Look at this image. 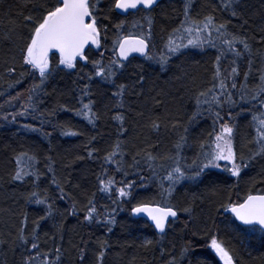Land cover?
<instances>
[{"label":"snow or ice","instance_id":"obj_1","mask_svg":"<svg viewBox=\"0 0 264 264\" xmlns=\"http://www.w3.org/2000/svg\"><path fill=\"white\" fill-rule=\"evenodd\" d=\"M102 2L107 5L106 11L101 7ZM158 4L159 0H20L21 20L19 23L9 20L8 27L0 33V44L7 45L12 52L11 63L5 62L4 73L16 77L5 81L8 89L20 85L25 77L33 79L23 92L7 93L8 98L0 104V110L5 106L15 110L0 114V120L4 122L17 124L21 118H30L39 121L40 126L24 123L20 127L44 137L53 135V132L44 130L45 125L51 126L53 131L59 129L62 136H83V131L73 130L75 126L70 121L53 123L51 118L60 111L71 112L95 126L101 119L92 87L95 78L108 82L113 89L110 91L111 107H106L111 113L109 119L114 124L115 140L102 157L99 155L101 150L92 147L97 141L96 136L90 137L85 145L87 157L99 158L101 164L95 177L97 191L85 195L84 202L65 191V182L57 179L56 161L52 156L44 157V170L41 171L37 167V153L28 150L14 153V167L7 174L9 180L30 184V190L21 192L14 203L44 205V214L31 221L26 211H20L18 215L13 211L12 215L17 219L14 231L0 239V247L13 254L20 250L18 264H64L63 220L52 225L54 231L51 234L43 233V239L40 229L42 222L55 221L58 216L76 215L77 211L82 213V222L100 226L107 233H111L112 226L117 223L118 210H127L133 217L143 215L150 222L148 226L160 234L161 239L179 214L187 213L193 227L189 228L185 222L187 232L178 251L175 245L171 252L161 249L162 256L168 257L164 264H193L188 257L193 255V240L198 235L208 242V247L223 264H240L234 250L215 230V214L221 211L230 213L253 232L257 227L264 232V169L260 172L261 179L252 181L243 195H240L239 185L233 184L234 193L228 191L226 197L209 198L208 209L201 208L204 218L199 222L193 215L195 197L186 202L187 206L173 203L176 186L184 181H197L206 171L213 169H222L231 177L239 178L254 162L264 161V23L258 28L257 40L247 31L251 17L245 12V0H219L218 4L212 5L210 12L203 15L195 10L196 0H182L179 11L172 9L171 19H178V23L167 31L162 30L163 35L157 41L153 13ZM218 11L227 12L239 20L240 29L234 30L229 22L218 20ZM260 15L264 21V0H261ZM20 25L26 32L18 30ZM255 45L261 48L254 51ZM206 47L215 50L211 83L191 97L194 111L187 115V120L170 114L147 118L146 127L156 131L161 126L168 127L165 121L170 122L173 136L170 147L164 153L158 151V143L127 151V140L121 137H127L129 129L125 125L135 105L126 101L143 96L147 76L144 64L151 66L155 63L161 71H167L172 58L184 56V50ZM92 51L98 54V58H90ZM105 52L109 53L108 57ZM138 58L143 62L134 64ZM241 58L246 62L242 79ZM17 62L22 69L18 76ZM78 65H82L79 70ZM89 66L91 71L84 72L83 69ZM67 70L76 72L73 81L76 88L67 102L58 101L51 109L44 108L49 96L44 91L46 82L54 74ZM6 92H0V96ZM152 99L156 106L153 110H158L163 102L158 97ZM205 113L212 118L211 130L197 138L199 150L194 158L189 159L184 152L190 147V127ZM242 113L250 115L251 132L246 143L238 146L236 121ZM137 115L144 117L145 113L140 111ZM77 159L83 160L84 157ZM45 173L51 175L49 183L57 189V199H69L71 211L61 212L47 190L41 189V177ZM118 175L120 179H117ZM133 175L136 180L129 179ZM152 185L155 186L152 195L141 197L136 192L137 188L149 190ZM74 187L79 188V185ZM211 191L212 196H216L220 189ZM97 193L107 195L112 206H98ZM49 241L51 246H48ZM92 244L97 249L94 264H104L106 253L112 246L107 239H93L91 236L89 239L82 236L78 244L72 245L79 252L80 264H85ZM153 245L152 240L145 239L141 247L150 250ZM2 264H7V260ZM194 264L206 262L196 260Z\"/></svg>","mask_w":264,"mask_h":264},{"label":"trees","instance_id":"obj_2","mask_svg":"<svg viewBox=\"0 0 264 264\" xmlns=\"http://www.w3.org/2000/svg\"><path fill=\"white\" fill-rule=\"evenodd\" d=\"M19 3L20 0H0V33L8 27L9 20H15L18 23L21 20ZM218 3L219 0H196L195 10L203 15L212 10V5ZM101 7L105 8L106 11V3L102 2ZM181 7L182 0H161L159 2L153 13L155 16L154 32L157 41L163 35L162 30L167 31L178 23V19H171L173 15L172 9L175 8L179 11ZM244 7L247 16L251 17L247 31L250 36L254 35L258 40V28L264 23L260 15L261 0H245ZM24 12L27 14L28 10L25 9ZM216 16L220 21L229 22L232 29H240V21L231 17L229 13L218 11ZM120 18L124 17L121 16ZM128 18L131 19L132 17L129 16ZM18 30L26 32L23 25H20ZM256 48H261V46L255 45L254 51ZM184 51L186 53L184 56L172 58L167 66V71H161L159 65L155 63H152L151 66L147 63L144 64L147 76L142 90L143 96L126 101V103L135 105V109L129 115L128 123L125 125L129 129L127 137H121V139L127 140V151H135L139 147L158 143V151L164 153L173 140L170 122L165 121L168 127L161 126L156 131L146 127L147 118L149 116L155 117L157 115L165 116L170 114L186 121L187 115L194 111V101L191 97L196 91L210 85L215 50L206 47L204 49L189 48ZM11 56L12 52L9 51V47L0 44V77H2L0 78V92L7 90L4 96H0V104H4V101L8 98L7 93L15 95L17 92H23L33 83L32 78L25 77L20 85L8 89L5 81L16 78L9 77L4 73L5 62L11 63ZM105 56L108 57L109 53L105 52ZM90 58H98V54L92 51ZM142 62V58L133 61L134 64ZM240 64L242 79V73L246 70V62L243 58H241ZM81 66L78 65V70ZM83 70L84 72L91 71L90 66ZM20 71L22 69L19 68L17 62V76ZM75 79L76 72L71 70L54 74V77L46 82L44 91L49 96L46 98V103L43 107L51 109L58 101L60 103L67 102L72 90L76 88V85L73 84ZM92 87L95 93L94 99L97 101L96 110L101 115V119L97 121L95 126L88 124L87 121L76 117L71 112L60 111L51 118L53 123L70 121L75 126L73 130L83 131V136H62L59 129L53 131L51 126L45 125V131L53 132L52 137L48 138L38 132H32L29 129L20 127L24 123H33L39 127V121L21 118L19 123L10 124L0 120V239L14 231L17 219L12 215L13 211L17 215L20 211H26L30 221L44 214V205L29 203L25 206L23 203H14V200L21 192L30 190V184L12 182L8 178L7 174L14 167L15 152L28 150L37 153L39 156L37 167L41 171L44 170V157L52 156L56 161L54 167L57 179L65 182V191H69L72 196L81 202H84L85 195L97 191L95 177L100 172L101 160L99 158H88L85 145H87L90 137L96 136L97 141L92 147L100 149L99 155L102 157L115 140V128L113 122L109 119L111 113L106 107V105L111 107L110 91L113 90L111 85L106 81L95 78ZM152 97H158L163 102L158 110H153L156 106ZM14 110L12 107L5 106L4 109L0 110V114L3 111L10 112ZM140 111H144V117L137 115ZM249 120L250 115L248 113H242L237 117L236 142L238 146H243L246 143V138L250 135ZM211 124L212 118L205 113L203 117L191 125L189 131L190 147L186 148L184 152V155L189 159L194 158L199 150L197 138L206 135L211 130ZM80 156H83L84 159L78 160L77 157ZM127 159L130 162V156ZM262 169H264V161L254 162L252 166L242 172L239 178L231 177L228 173L223 172L222 169L206 171L197 181H184L177 185L173 203L187 206L186 202L192 201L195 197V201L192 204L193 215L199 222L204 218L201 214V208L208 209L209 198L220 199L221 197H226L228 191L234 193L236 190L232 189L233 184L239 185L240 195H243L244 190L252 181L261 179L260 172ZM145 171L147 172V170ZM120 178L118 175L117 179ZM50 179L51 175L47 173L41 177V189L47 190L52 197V201H55V207L61 212H65V210L71 211L69 199H57L58 191L54 185H50ZM129 179L136 180L137 177L133 175ZM75 185H79V188L74 187ZM213 189H220V191H217L216 196H212L211 190ZM154 191V185L150 186L149 190L136 189V192L141 197L152 195ZM96 199L98 206H112L108 196L105 194L97 193ZM215 219L217 225L215 230L220 238L234 250L240 260V264H264V232L259 231L258 227L255 232L251 231L249 226L240 224L227 212L216 213ZM61 220H63L65 227L63 241L65 249L64 264H80L78 260L79 252L74 250L72 245L78 244L82 236L84 239H89L91 236L93 239L99 237L109 241L112 247L106 253L104 264H164V260L168 257L166 255L162 256L161 249L165 252H171L173 245H175L178 251L180 245L184 242L185 232H187V229H184L185 222H188L189 228L193 227L192 222L189 221L188 214L180 213L179 218L174 220L167 235L161 239L160 234L148 226L150 224L149 221L144 218L133 217L127 210H118L116 215L117 223L112 226V232L107 233L100 226L88 225L82 222V213L77 211L76 215L58 216L55 221L49 219L46 222H42L40 229L41 239L44 238L43 233L51 234L54 231L52 225ZM145 239H150L154 242L152 249L145 250L141 247ZM157 241L159 243H156ZM48 246H51V241L48 242ZM96 252L95 244H92L88 248L85 264H94ZM192 253L193 255L189 256L188 260L193 261V264L196 260H203L206 264H223L214 251L208 247V242L201 238L200 235L193 240ZM5 259L7 264H18L20 250L13 254L10 250L0 247V264Z\"/></svg>","mask_w":264,"mask_h":264},{"label":"water","instance_id":"obj_3","mask_svg":"<svg viewBox=\"0 0 264 264\" xmlns=\"http://www.w3.org/2000/svg\"><path fill=\"white\" fill-rule=\"evenodd\" d=\"M161 0H159V2H160ZM136 218H144V219H146L147 220V218L145 217V216H143V215H141V216H137ZM174 218H170V220H173ZM175 220H177V219H175ZM148 221V220H147ZM239 222V221H238ZM240 224H242L241 222H239ZM243 225V224H242ZM244 226H247V225H244Z\"/></svg>","mask_w":264,"mask_h":264},{"label":"rangeland","instance_id":"obj_4","mask_svg":"<svg viewBox=\"0 0 264 264\" xmlns=\"http://www.w3.org/2000/svg\"><path fill=\"white\" fill-rule=\"evenodd\" d=\"M223 262V261H222Z\"/></svg>","mask_w":264,"mask_h":264}]
</instances>
